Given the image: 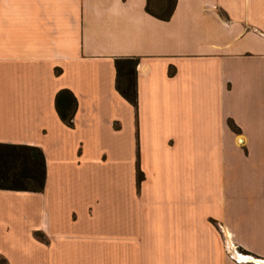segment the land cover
<instances>
[{
    "label": "crops",
    "instance_id": "crops-1",
    "mask_svg": "<svg viewBox=\"0 0 264 264\" xmlns=\"http://www.w3.org/2000/svg\"><path fill=\"white\" fill-rule=\"evenodd\" d=\"M146 1L0 0V145L45 162L43 191L0 187V264H264V0Z\"/></svg>",
    "mask_w": 264,
    "mask_h": 264
},
{
    "label": "trees",
    "instance_id": "trees-1",
    "mask_svg": "<svg viewBox=\"0 0 264 264\" xmlns=\"http://www.w3.org/2000/svg\"><path fill=\"white\" fill-rule=\"evenodd\" d=\"M177 0H147L145 11L162 21H168L175 9ZM139 58L121 57L114 60L116 70L115 87L118 93L131 105L136 107V67ZM55 109L61 121L69 128H73L74 115L77 109L75 96L67 89L58 91L55 96ZM229 127L236 131L233 122H228ZM0 151L5 154L16 156L13 161V168L17 172L5 181L13 180L16 185L2 184L0 187L11 189H23L33 192H41L45 181V162L42 151L30 146H6L0 145ZM7 156V155H6ZM1 175H6L5 172ZM9 176V175H6ZM5 179V178H4ZM144 180V174L137 173V183ZM42 238V237H41Z\"/></svg>",
    "mask_w": 264,
    "mask_h": 264
},
{
    "label": "rangeland",
    "instance_id": "rangeland-1",
    "mask_svg": "<svg viewBox=\"0 0 264 264\" xmlns=\"http://www.w3.org/2000/svg\"><path fill=\"white\" fill-rule=\"evenodd\" d=\"M228 179H229V175H228V170H227V173H226V176H225V180H224L225 187H228ZM107 192H108L107 189L105 190L104 188H101L100 192L97 194L98 195L97 197H98L99 200H101L102 204H104V205L106 204L105 207L109 205L111 212H113V214H114L116 212V209H117V196L112 194L111 192L110 193L109 192L107 193ZM109 217H110V215H109ZM114 219L113 220L110 219L111 220L110 224H109L110 230L114 226H116L117 221H115ZM225 246H226L225 247L226 253L227 254L230 253V251H229V250H231L230 246L228 244H226ZM228 257L230 258L229 255H228ZM61 261H63V260H61Z\"/></svg>",
    "mask_w": 264,
    "mask_h": 264
}]
</instances>
